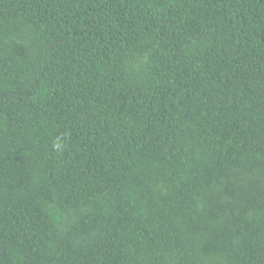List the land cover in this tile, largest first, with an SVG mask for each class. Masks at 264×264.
Segmentation results:
<instances>
[{
	"label": "trees",
	"instance_id": "obj_1",
	"mask_svg": "<svg viewBox=\"0 0 264 264\" xmlns=\"http://www.w3.org/2000/svg\"><path fill=\"white\" fill-rule=\"evenodd\" d=\"M0 264H264V0H0Z\"/></svg>",
	"mask_w": 264,
	"mask_h": 264
}]
</instances>
